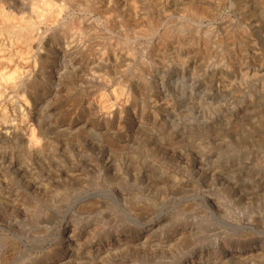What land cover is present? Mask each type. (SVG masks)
I'll return each mask as SVG.
<instances>
[{"label": "rangeland", "instance_id": "obj_1", "mask_svg": "<svg viewBox=\"0 0 264 264\" xmlns=\"http://www.w3.org/2000/svg\"><path fill=\"white\" fill-rule=\"evenodd\" d=\"M53 1L37 47L0 20V264H264L260 1Z\"/></svg>", "mask_w": 264, "mask_h": 264}, {"label": "bare ground", "instance_id": "obj_2", "mask_svg": "<svg viewBox=\"0 0 264 264\" xmlns=\"http://www.w3.org/2000/svg\"><path fill=\"white\" fill-rule=\"evenodd\" d=\"M80 1H82L85 5H87V6H90V5H94V0H80ZM182 1H185V0H182ZM191 1V0H190ZM260 1V3H261V5H263V7H264V0H259ZM23 2V1H22ZM28 2V1H27ZM23 3V6L21 7V10H18V12L15 14V16H11V15H0V20H2V21H4L5 22V20H10L12 23L11 24H13V25H15V26H17L18 28H19V30L20 31H23V30H27V34H26V39L28 40V43H29V45H32V46H35V47H37V44L39 43V41H40V34H39V32L37 31V29H39V27H37V25H39L38 23H44V22H51V23H56L58 20H59V14H61L63 11H61V8H63V6H64V4L62 5V6H59V5H57L56 4V2L55 1H53V0H34V1H32L31 2V4L29 5V3ZM71 2V1H70ZM78 2V1H77ZM138 2V1H137ZM141 2V1H140ZM170 2V1H169ZM187 2V1H186ZM185 2V3H186ZM217 2V1H216ZM76 3V2H75ZM96 3V2H95ZM98 3H99V1H98ZM101 3H103V2H101ZM134 3H135V1H134ZM165 3V2H164ZM188 3V2H187ZM151 4V6H150V10H152V11H160V6H159V3L158 2H156V1H153V2H151L150 3ZM177 4V3H176ZM193 4V3H192ZM84 5V6H85ZM96 5V4H95ZM180 5V7H179V10L183 13V15H188L189 13H190V11H192V9L190 8V6H191V4H188V5H186V4H179ZM190 5V6H189ZM61 7V8H59V7ZM114 6V5H113ZM131 6V5H130ZM133 6H134V4H133ZM159 6V7H158ZM198 6V5H197ZM77 7V6H76ZM105 7V6H104ZM122 7V6H121ZM194 7V6H193ZM196 7V6H195ZM203 7H204V5H203ZM200 8V10L198 11V15H200V16H204V15H206V12L204 11L205 10V8H207V7H205V8ZM81 8H83V7H81ZM88 8V7H87ZM92 8V7H91ZM118 8V7H117ZM137 8V7H136ZM209 8V7H208ZM66 9V8H65ZM80 9V8H79ZM133 11L135 10V9H132ZM161 10H162V8H161ZM171 10V9H170ZM173 10V9H172ZM195 10H197V9H195ZM211 10V9H210ZM17 11V10H16ZM86 11V10H85ZM110 11V10H109ZM108 11V12H109ZM118 11V10H117ZM137 11V10H136ZM146 11V10H145ZM167 11V10H166ZM179 11V12H180ZM131 12V11H130ZM164 12H165V10H164ZM171 12V11H170ZM178 12V11H177ZM13 14H14V12H12ZM113 13V12H112ZM122 13V12H121ZM144 14V13H143ZM167 14V13H166ZM170 14V13H169ZM181 14V13H180ZM66 15V14H65ZM115 15V14H114ZM128 15V14H127ZM132 15H133V12H132ZM161 15V14H160ZM165 16V15H164ZM60 17H62V16H60ZM152 17V16H151ZM188 17V16H187ZM186 17V18H187ZM192 17V16H191ZM107 18L110 20V21H116L115 20V18L111 15V14H109L108 16H107ZM117 18V17H116ZM132 18V17H131ZM154 18V17H153ZM168 18V17H167ZM181 19H183V18H181ZM64 20V19H63ZM144 20V19H143ZM151 20V19H150ZM155 20H156V18H155ZM132 21H133V19H132ZM138 21V20H137ZM176 21V20H175ZM65 22V21H64ZM135 22V21H134ZM142 22V21H141ZM163 22V21H162ZM172 22V21H171ZM178 22H179V20H178ZM184 22V21H183ZM112 23V22H111ZM114 23V22H113ZM122 23V22H121ZM144 23H146V21L144 22ZM106 24V23H105ZM110 24V23H109ZM108 24V25H109ZM120 24V23H119ZM131 24V23H130ZM136 24V23H135ZM141 24V23H140ZM140 24H138V25H140ZM147 24V23H146ZM149 24V23H148ZM154 24H156V23H154ZM158 24V23H157ZM44 25V24H43ZM62 25V24H61ZM111 25H113V24H111ZM122 25V24H121ZM150 25V24H149ZM148 25V26H149ZM167 25V24H166ZM165 25V26H166ZM181 25V24H180ZM188 25V24H187ZM191 25V24H190ZM65 26V25H64ZM63 26V27H64ZM118 26V25H117ZM143 26H145V25H143ZM151 27H152V25H150ZM172 26V25H171ZM179 26V25H178ZM41 27H43L42 25H41ZM40 27V28H41ZM51 27V26H50ZM66 27H67V25H66ZM122 27H124V26H121V28ZM146 27V26H145ZM160 27V26H159ZM174 27H176V25L174 26ZM174 27H168L164 32H163V37H164V42L165 41H174V40H176L177 41V43H180V44H182L183 43V39H184V37H185V35H183V32L184 31H186V29L184 28V27H182L181 28V26L179 27V28H174ZM188 26H186V28H187ZM48 28V27H47ZM47 28L45 29V30H47ZM65 28V27H64ZM118 28V27H117ZM135 29H136V27H134ZM158 28V27H157ZM156 28V29H157ZM192 28H194V27H192ZM63 29V28H62ZM125 29V28H124ZM123 28H122V30H124ZM128 29V28H127ZM127 29H125V30H127ZM131 29H132V27H131ZM162 29V28H161ZM124 30V31H125ZM151 30H153V29H151ZM150 30V28H142V27H138V29L137 30H135V32L133 33V34H135L136 36H143V35H149L151 32ZM196 30V29H195ZM198 30V29H197ZM156 31V30H155ZM155 31H153V32H155ZM159 31H161V30H159ZM238 31V30H237ZM18 32V31H17ZM152 32V33H153ZM191 32H192V30H191ZM195 32V31H194ZM10 33V32H9ZM122 33V32H121ZM120 33V34H121ZM157 33V32H156ZM160 33V32H159ZM161 33H162V31H161ZM188 33V32H187ZM193 33V32H192ZM206 33V32H205ZM240 33V32H239ZM241 33H242V31H241ZM244 33V32H243ZM28 34H29V36H28ZM99 34V33H98ZM202 34V33H201ZM14 35V34H13ZM25 35V34H24ZM89 35V34H88ZM90 35H92V34H90ZM127 36V34H126V31H125V34H124V36ZM129 35V34H128ZM153 35H154V33H153ZM161 35V34H160ZM188 35H189V33H188ZM198 35V34H197ZM196 35V36H197ZM206 35V34H205ZM234 35H235V33H234ZM16 36V35H15ZM102 36V35H101ZM203 36H204V34H203ZM208 36V35H207ZM20 37H21V35H20ZM19 37V38H20ZM148 37V36H147ZM158 37V36H157ZM162 37V36H161ZM192 37V36H191ZM25 38V37H24ZM89 38V37H88ZM97 38V37H96ZM127 38H128V36H127ZM130 38V37H129ZM142 38H146V37H142ZM149 38V37H148ZM159 38V37H158ZM187 38V37H186ZM189 39H190V37H188ZM201 38V37H200ZM206 38V37H205ZM232 38V37H231ZM242 38V37H241ZM25 39V40H26ZM131 39V38H130ZM152 39V38H151ZM98 40H102L103 41V39H98ZM105 40V39H104ZM128 40V39H127ZM232 40H234V39H232ZM69 41V40H68ZM93 41V40H92ZM91 41V42H92ZM95 41V40H94ZM97 41V40H96ZM119 41V40H118ZM150 41V40H149ZM212 41V40H211ZM151 42V41H150ZM185 42V41H184ZM201 42V41H200ZM206 42H207V44H208V46L209 47H211V45L213 46V44H215V43H213V44H211V45H209V43H210V41L207 39L206 40ZM231 42V41H230ZM237 42V41H236ZM241 42H243L242 41V39H241ZM72 43V42H71ZM107 43V42H106ZM119 43H121V48H122V51H123V55H124V61H125V63H123V67H122V69L120 70V74H125V72L129 69V66L131 65V63H132V55H131V51H129V45H128V43H127V41L126 40H122L121 42H119ZM145 43H146V41H145ZM175 43V42H174ZM202 43V42H201ZM218 43V42H217ZM216 43V44H217ZM239 43H240V41H239ZM75 44V43H74ZM89 44H90V42H89ZM115 44H117V43H115ZM129 44H131L130 42H129ZM144 44V43H143ZM148 44V43H147ZM187 44V43H186ZM185 44V45H186ZM191 44L192 45H194V43H193V40H191ZM197 44V43H196ZM241 44V43H240ZM77 45V44H76ZM108 46L110 45V44H107ZM167 45H168V43H167ZM184 45V44H183ZM198 45V44H197ZM232 45V44H231ZM171 46H172V43H171ZM202 46V45H201ZM117 47V46H116ZM177 47H178V45H177ZM182 47V46H181ZM192 47V46H191ZM215 47V46H214ZM217 47V46H216ZM215 47V48H216ZM232 47V46H231ZM65 48V47H64ZM79 48V47H78ZM81 48V47H80ZM110 49H111V46H110ZM219 49V48H218ZM233 49V48H232ZM172 50V49H171ZM191 50V49H190ZM217 49H215V51H216ZM228 50V49H227ZM201 51V50H200ZM203 51H205V50H203ZM210 51H211V49H210ZM177 52V51H176ZM207 52V51H206ZM205 52V53H206ZM214 51H212V53H213ZM217 52V51H216ZM221 52V51H220ZM219 52V53H220ZM226 52V51H225ZM230 52V51H229ZM194 53V52H193ZM200 53V52H199ZM202 53V52H201ZM200 53V54H201ZM215 53V52H214ZM173 54V53H172ZM199 54V55H200ZM204 54V53H203ZM226 54V53H225ZM86 55V54H85ZM135 55V54H134ZM209 55V54H208ZM216 55V54H215ZM214 55V56H215ZM256 55H257V57L259 56L260 58H259V60H261V54L259 53V52H257L256 53ZM84 56V55H83ZM176 56V55H175ZM182 56V55H181ZM180 56V57H181ZM210 56H211V54H210ZM222 56H223V53H222ZM179 57V58H180ZM185 57V56H184ZM183 57V58H184ZM203 57V56H202ZM209 57V56H208ZM212 57H213V55H212ZM219 57V56H218ZM224 57V56H223ZM177 58V57H176ZM207 58V57H206ZM234 58V57H233ZM163 59V58H162ZM256 59V61H258L257 60V58H255ZM97 60V59H96ZM159 60V59H158ZM182 60V59H181ZM206 60V59H205ZM178 61H180V60H178ZM233 61V60H232ZM140 62V61H139ZM144 62L145 61H143V64H144ZM184 62V61H183ZM181 63V62H180ZM166 64H167V62H166ZM237 64V63H236ZM138 65H140V63L138 64ZM181 65V64H180ZM223 65V64H222ZM142 66V65H141ZM164 66V65H163ZM225 67V66H224ZM224 67H223V69H224ZM136 69H137V67H136ZM227 70V69H226ZM140 71V70H139ZM138 71V72H139ZM229 72V71H228ZM128 73V72H127ZM243 73V72H242ZM12 75V74H11ZM241 76H243V78H248V77H250V76H248L247 74H243V75H241ZM8 77V76H7ZM9 78V77H8ZM133 79L137 82V83H143L144 81H143V78H142V76L140 75V74H134V77H133ZM145 79V78H144ZM134 85H136V84H134ZM143 85H144V83H143ZM146 86V85H145ZM111 111H113V110H111ZM32 132V131H31ZM31 134V133H30ZM28 135H29V133H28ZM32 135H35V133L34 134H32ZM31 135V136H32ZM26 137L25 138V144H26V146L29 148V149H31V148H33V147H35L36 145H37V143H36V140L35 139H33V137ZM37 139V138H36ZM24 141V140H23ZM37 141H38V139H37ZM40 141V140H39ZM40 144V143H39ZM38 144V145H39ZM37 145V146H38ZM40 146V145H39ZM39 146L37 147V148H39ZM41 147V146H40ZM35 150H37V149H35ZM85 196V195H84ZM101 196V195H100ZM88 197V196H87ZM102 198V197H101ZM86 199V198H85ZM98 199H100V198H98ZM96 200H97V198H96ZM102 199H100V201H101ZM87 203V202H86ZM77 204V203H76ZM84 204V203H83ZM80 206V205H79ZM81 207V206H80ZM87 213V212H86ZM143 228V227H142ZM105 229V228H104ZM147 229V228H146ZM114 230V229H113ZM66 232V231H65ZM91 232V231H90ZM109 233V232H108ZM107 234V233H106ZM104 235V234H103ZM102 235V236H103ZM86 236V235H85ZM101 236V235H100ZM101 236V237H102ZM145 236V235H144ZM82 238V237H81ZM149 246V245H148ZM112 249V248H111ZM66 259V258H65ZM66 261V260H65ZM77 262V261H76ZM79 264V263H78ZM111 264V263H110ZM144 264V263H143Z\"/></svg>", "mask_w": 264, "mask_h": 264}]
</instances>
